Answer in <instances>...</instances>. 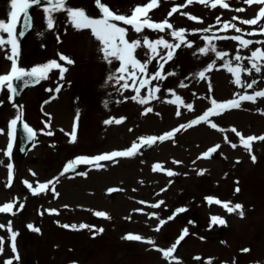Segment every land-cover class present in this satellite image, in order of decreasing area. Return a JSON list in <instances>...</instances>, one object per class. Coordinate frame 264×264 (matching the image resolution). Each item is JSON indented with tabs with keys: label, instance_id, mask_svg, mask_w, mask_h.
I'll list each match as a JSON object with an SVG mask.
<instances>
[{
	"label": "rangeland",
	"instance_id": "obj_1",
	"mask_svg": "<svg viewBox=\"0 0 264 264\" xmlns=\"http://www.w3.org/2000/svg\"><path fill=\"white\" fill-rule=\"evenodd\" d=\"M102 2L118 14L131 15L135 5L148 0ZM225 2L231 7L225 9L221 4L212 7L211 0L205 3L193 0L190 4L186 0H159L158 6L148 11L152 20L167 18L175 28L197 31H186L187 40L193 42L191 46L182 43L175 50L173 59L164 64L166 77L152 81L153 86L160 85V91L154 93L155 98L147 105H142L138 99H131L135 95L134 89L121 88L123 80L118 82L116 79L122 75L116 71L120 61L114 57L106 59L102 42L92 34L91 29L75 28L66 11L53 13L55 25L49 29L43 8H37L34 11V28L25 40L20 39L21 23L18 24V65L30 68L56 59L67 70L61 78L60 70L50 67L47 78L27 89L19 102L9 99L12 93L6 86L0 88V100L4 101L0 104V128L6 130L0 133V204L15 201L12 213L0 212V224L7 226L11 222V229L17 232L19 259H13V264H209V257L212 264H264V140L252 141L249 149L232 132L235 127L245 136L264 135V97H257L255 102L240 101V107L224 111L217 109L218 114L211 115L210 119L224 131L214 129L203 121L196 125L187 123L212 107V98L238 99L244 91L252 93L264 89V66L261 73H256L254 69L251 74L241 73L242 81L250 83L253 79L257 80L252 89L236 85L234 75L226 68L214 67L204 78L196 75L212 59H216L218 64L223 63V59L217 58L213 52L201 54L197 51L209 43L204 37L212 36L213 32L217 37H227L213 39L212 43L217 44L218 50L227 51V59L233 61L239 51L245 57L241 61L244 67H250L247 57L252 49L264 48V33L251 31L253 27H264V19L257 25L243 23V19L256 16L259 7L264 5L255 0L252 4L245 3V0ZM67 3L85 8L88 15H102L95 0H67ZM176 3L185 7L169 17L168 12ZM240 8L244 10L238 11ZM9 11V0H0V18L6 19ZM184 12L202 20H192L183 15ZM217 17L220 21L237 24L238 28L244 29L243 33L233 29L225 31L217 22ZM113 22L128 28L126 37L130 40L142 36L154 40L164 36L170 42H179L171 37V30L168 29L157 31L145 27L137 33L132 25ZM238 34H243L253 44L247 49L237 48L240 42L231 37ZM0 35L7 37L2 30ZM149 51L146 46L138 47L135 54L143 61ZM61 53L69 56L74 63L63 61ZM9 56H12L11 45H0V73L10 70ZM160 63L159 58L152 59L149 73L157 70ZM181 83L186 87H182ZM57 86L60 89L58 93ZM146 88L141 89V95L148 94ZM169 88L174 89L184 103H173L175 95L167 91ZM187 103H192L193 109H187L184 106ZM145 107L152 110L145 113ZM177 110L180 116L176 115ZM17 115L24 116L28 124L37 130L34 144L24 157L17 150L15 129L11 138L12 154H5L10 139L6 134L10 130L9 123ZM121 116L126 119L117 123ZM110 118L115 119L104 123ZM74 123L77 138L72 141L68 133ZM180 124H184L185 128L173 137L158 140L150 151H145L143 146L132 157H117L116 162L100 161L104 165L101 168L80 164L78 172L60 175L66 162L77 155L123 149L133 141L138 142L141 135L159 136ZM41 128L45 132H40ZM49 131L53 134L48 135ZM229 140L237 146L233 148ZM216 144L220 148L213 157L200 155ZM252 155L256 156L255 161L251 159ZM175 160L182 163L176 164ZM9 163L13 165L11 180L7 167ZM156 163L172 169L175 174L169 176L167 172L154 169ZM200 169L205 171L201 173ZM30 170L36 175L33 176ZM53 177L57 180L47 190L36 194L24 184L27 179L33 187H38L37 181L46 182ZM53 186L58 196L51 190ZM109 188L114 191L108 192ZM160 188H165V191L160 192ZM237 188L239 191H236ZM210 195L230 202V206L241 203L243 208L228 212L222 204L209 202L206 197ZM142 200L149 203L141 204ZM158 200L165 203L156 207ZM21 203L24 205L22 209ZM179 207L185 211L167 220ZM51 208L58 209V212H49ZM137 208L144 211H134ZM241 210L243 216L240 215ZM96 211H106L110 218L96 216ZM150 212H158L159 216H149ZM212 215L223 217L226 224L211 222ZM160 219H165L166 223L157 230ZM81 223L89 227L80 228ZM29 224L34 227H28ZM65 224H76L77 227H65ZM101 226L103 232L99 231ZM186 227L188 233L174 252L181 258L180 261L165 258L158 247L147 240L126 237V233L132 232L151 237L159 247H168L175 243ZM0 237H4L0 242L4 248L0 253V264H4L15 256L11 247V231L7 227L0 228ZM245 248L249 251H242Z\"/></svg>",
	"mask_w": 264,
	"mask_h": 264
},
{
	"label": "snow or ice",
	"instance_id": "obj_2",
	"mask_svg": "<svg viewBox=\"0 0 264 264\" xmlns=\"http://www.w3.org/2000/svg\"><path fill=\"white\" fill-rule=\"evenodd\" d=\"M193 0H186L187 4L192 3ZM200 3H205L206 0H199ZM254 0H245V3L252 4ZM256 3L264 5V0H255ZM10 3V11L7 14V18H0V30L2 32L7 33V37L4 35H0V45H11V52L12 56H9L8 59L11 60V67L10 70H8L5 73H0V88L7 87L8 90L13 95L9 96V99H13L14 95L17 93L18 89L14 84V81H23L24 86H28L30 84H36L40 80L47 78V72L50 69V67H54L56 69L60 70V76L61 78L64 75V72L67 70L63 64L59 63L56 59H50L44 64H36L30 68L23 67L18 65L17 62V55H18V39L16 36V29L18 27V24L21 23V18L23 27L28 28L30 27L31 22V15L29 12V9L32 6H41L46 14V22L47 27L49 29L53 28L55 25V18L53 16V13H56L60 10H64L67 13V16L72 23V25L77 29H84L89 28L91 29L92 34L102 42V51L106 54L105 58L108 59L109 57L117 58L120 61L119 67L116 69L118 73H121V76H117V81L123 80V83L121 84V88H131L134 89L135 95L131 97L133 100H139V102L142 105H147L148 102L155 98L154 93H157L160 91V85H152L153 80H160L162 77H166V73L163 71L164 64L167 61H170L174 57V52L176 49L180 48L182 46V43H186L189 46L193 43L190 40H187L186 38V31H197V29H186L184 27L175 28L173 24L169 21V19L165 18L161 21H155L152 20L148 16V11L156 6H158L159 0H148L147 3L137 4L131 9V15L126 14H118L117 11H113L112 8L109 7L107 3L102 2V0H95L96 5L99 7V9L102 12V15L100 16H91L88 15L86 12V9L83 7H74L67 3V0H47V3L41 4V0H9ZM217 4H221L223 8L227 9L230 8L231 5L225 0H211L212 7H216ZM185 7L184 4H173L171 7V10L168 12V16H172L173 13L177 12L178 9H181ZM243 8L238 9V11H243ZM183 15L189 16L190 19L195 21L202 20L201 17L192 15L191 13L184 12ZM143 17V19L141 18ZM235 19L239 20L240 17H235ZM264 19V6L259 7L258 14L252 18L243 19V23L245 25H257L258 21H261ZM217 22L222 25V28L226 31L228 29H233L236 32L243 33L244 29L238 28L237 24L230 23L228 20L220 21V18H216ZM113 21H120L125 22L127 25H132L134 27V30L137 33H141L142 30L147 27L149 29H154L157 31H164L166 29L171 30L170 35L173 38H176V43L170 42L169 39H166L164 36H159L156 39H151L148 36H142V38L138 39H128L126 37V33L128 32V28L121 26L119 23H115ZM211 29V25L209 26ZM216 31H220V29H217ZM253 33H256L259 31L260 33H264V27L256 28L253 27L251 30ZM19 36L24 35V31H20ZM227 37H217L215 35V32H213L212 36H205L204 39L206 41H209L208 44L201 46L197 49V51L201 54H207L208 52L215 53V56L217 58L223 59V63L218 64L216 59H212L209 63H207L196 75H198L201 78H204L207 73H209L214 67H220V68H226L229 73H232L234 75V83L239 86H246L247 89H252L254 85H256L257 80L253 79L250 83L246 81H242L241 73H249L254 71L256 73L262 72V66H264V48L261 47H255L251 50L250 55L247 57L250 67H244L241 64V61L244 60V56L237 51L235 53L234 61L228 60L227 55L228 52L225 50H218V46L216 43H212L213 39H223ZM233 40L240 42L237 45V48H245L247 49L249 45L253 44V41L250 39H246L243 34L234 35L231 37ZM256 43H261V41H256ZM146 46V48L149 51V53H146V59L143 61L137 57L135 54V50L138 47ZM162 46V48H161ZM163 49H166V52H162ZM63 61H66L68 63H74L73 60L67 55H64L63 53L60 54ZM159 58L161 63L159 64L157 70L150 72L148 70L149 64L152 62V59ZM131 69V71L129 70ZM111 79V77H109ZM129 80H131V83H129ZM147 86V88H146ZM182 87H186L183 83H181ZM147 90V95H141V89ZM59 86L56 88V92H59ZM48 91H52V89H48ZM169 93H172L175 95V100L173 103L176 104H182L183 98L175 93V90L172 88L167 89ZM235 95V94H234ZM257 97H264V89H258L256 91H253L252 93H249L247 91H244L242 94H239L238 99L231 98V99H224V100H217L216 98L211 99L212 107H208L201 115H196L192 120L188 121V125H196L200 122H206L211 125L212 128H220V126L215 123L213 120L210 119V116L213 114H218L217 109L219 111H224L225 109H230L233 107H240V101H252L255 102ZM51 98V97H50ZM125 99H128V97H125ZM48 101H45L47 103ZM4 101L0 100V104H3ZM187 109H193L192 103H187L184 105ZM152 109L149 107L144 108V112L147 113L151 111ZM177 116H180L181 113L179 110L176 112ZM20 119V116L17 115L13 117L10 120L9 123V129L7 131V136L10 138L7 143V150L6 155L11 156L12 149H13V143L11 141V138L14 135V129L17 125V121ZM115 118H110L109 120H106L104 123L108 124L111 123ZM126 118L124 116L119 117L118 120H116L117 123L125 120ZM46 124H48V121H45ZM50 126V125H49ZM24 127L28 133V139L33 140L36 136V129H33L28 123L24 124ZM185 128L184 124H180L177 127L171 128L169 131H164L161 135H141L138 138L137 141H133L129 147L123 148V149H114L112 151H105L103 153L95 154V155H77L74 157V159H69L60 175H63L64 173L71 171H75L76 167L80 164H91L96 168H101L104 165L100 163V161L104 160H110L112 162H116L115 158L117 157H132L137 154V152L140 151L141 147L143 146H151L156 141H164L170 137H173L178 131ZM221 131H224L223 128H220ZM4 128H0V133H5ZM40 132H45L44 128L39 129ZM232 132L235 133L240 138V143L244 145L245 147L251 148V142L254 140H264V135L256 136V135H243L242 133L238 132L235 127L232 128ZM48 135H52L53 133L49 131L47 133ZM68 135L71 137L72 141H75L76 136V124H73V129L71 132L68 133ZM227 139V137H225ZM233 148H235L237 145L235 143H232L230 140L228 141ZM220 148L219 144L214 145L213 147H209L207 151L202 152L200 155L202 157H209L212 153L216 152V150ZM199 158V157H198ZM251 159L253 161L256 160V156L252 155ZM176 164L182 163L180 160H175ZM9 169V180L12 178V168L13 165L9 163L7 165ZM154 169H158L161 172H167L169 176L174 175V171L170 168H164L161 166L160 163H156L154 165ZM32 171V170H30ZM205 170L200 169V172L203 173ZM84 175H87V173H83ZM32 175L35 176L36 173L32 171ZM57 180V177H53L51 180H48L46 182H39L38 187H33L32 183H30L27 179L24 180V184L28 186V188L31 190L33 194L43 192L49 188V185L53 184V181ZM143 182V181H141ZM55 195H59L58 192L55 191V187L53 186L51 189ZM108 192L114 191L113 188L107 189ZM165 188H160V192H164ZM236 191H239V188L236 189ZM206 199L211 202L215 201L217 204H222L224 208L227 209L228 212H233L238 209H242L243 205L241 203H235L234 206H230V202L222 201L217 199L214 196H207ZM15 201L6 202L3 204H0V212L3 213H12L13 212V205ZM141 204H147L149 201H140ZM165 202L163 200H158L155 202V206L159 207L160 205H163ZM24 207L23 203L20 204V208L22 209ZM67 207V205H65ZM51 213H57L58 209L51 208L48 210ZM136 212H143V208H137L134 209ZM185 211L183 207H179L175 209V212L172 214V216L167 217V220H171L176 213H180ZM96 216L100 217H109V213L106 211H96ZM149 216L158 217V212H150L148 213ZM240 215L243 216L244 212L241 210ZM131 219V217H129ZM211 222L213 223H219L221 225L226 224V220L218 215H212L211 216ZM59 223V222H58ZM166 223L165 219H160L159 224L156 225V229L159 230L162 225ZM65 227H72L76 228V224H65ZM211 227V224L209 225ZM7 227L9 231H11V247L13 252L15 253L14 257H11L7 259L4 264H13V259L18 260L19 254L17 252L16 248V235L17 232L13 231L11 229V222L9 224L3 225L0 224V228ZM28 227L32 228L34 227L32 224H29ZM80 228L89 227V225L81 223L79 225ZM91 227L95 228L96 225H91ZM37 232L40 231L39 228H35ZM100 232H103L104 229L101 226L99 228ZM188 233V228H184L182 234L177 238L175 243H172L168 247H159L158 245H155V243L152 241L151 237H145L140 234H134L132 232L126 233V237L128 239L132 240H147L150 243H153L154 247H158V250L163 254L165 258H168L172 261H180V257L178 255H174L175 250L177 249V246L179 245L180 241L184 239V236ZM95 235V233H93ZM203 238V237H202ZM4 240V237H0V242ZM4 248L3 244L0 243V253H3ZM242 251L247 252L249 249L245 248L242 249ZM199 259V257H197ZM209 264H212V258H208ZM75 264V262H74ZM256 264H259V262H256Z\"/></svg>",
	"mask_w": 264,
	"mask_h": 264
},
{
	"label": "water",
	"instance_id": "obj_3",
	"mask_svg": "<svg viewBox=\"0 0 264 264\" xmlns=\"http://www.w3.org/2000/svg\"><path fill=\"white\" fill-rule=\"evenodd\" d=\"M42 3H47V0H41V4ZM34 7H36V6H32L29 9L31 17H32V9ZM22 27H23V23H22ZM32 27H33V23H32V19H31L30 27H28V28L23 27L22 28V31H24L23 37L26 36L31 31ZM25 87L26 86L23 85L22 81L17 83V89H18L17 94H18V96H20V94L22 93V91L24 90ZM23 126L24 125L22 123H20V125H19V136H20V147L23 151H25L32 140L28 139V133L25 132V130L23 129L24 128Z\"/></svg>",
	"mask_w": 264,
	"mask_h": 264
}]
</instances>
